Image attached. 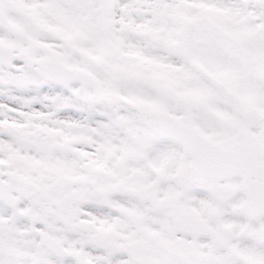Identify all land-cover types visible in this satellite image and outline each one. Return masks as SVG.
<instances>
[{
  "label": "snow or ice",
  "instance_id": "snow-or-ice-1",
  "mask_svg": "<svg viewBox=\"0 0 264 264\" xmlns=\"http://www.w3.org/2000/svg\"><path fill=\"white\" fill-rule=\"evenodd\" d=\"M0 264H264V0H0Z\"/></svg>",
  "mask_w": 264,
  "mask_h": 264
}]
</instances>
